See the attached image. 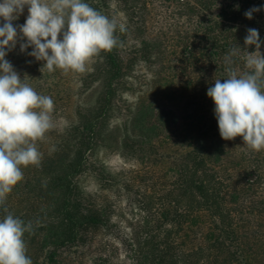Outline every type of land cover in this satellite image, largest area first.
Here are the masks:
<instances>
[{
  "label": "trees",
  "instance_id": "1",
  "mask_svg": "<svg viewBox=\"0 0 264 264\" xmlns=\"http://www.w3.org/2000/svg\"><path fill=\"white\" fill-rule=\"evenodd\" d=\"M84 2L126 25L116 32L123 47L101 52L83 74L49 73L19 41L5 57L53 99L54 123L63 124L37 142L40 166L22 168L0 219L7 207L32 222L24 236L32 264H112V197L135 190L140 217L120 242L131 264H264V150L222 139L207 96L227 77L224 56L235 44V66L246 70L248 28L264 41V0H158L185 19L173 32L167 18L157 27L152 0ZM252 7L261 11L248 19ZM27 15L25 6L13 24ZM106 146L138 168L111 172L96 156Z\"/></svg>",
  "mask_w": 264,
  "mask_h": 264
},
{
  "label": "clouds",
  "instance_id": "2",
  "mask_svg": "<svg viewBox=\"0 0 264 264\" xmlns=\"http://www.w3.org/2000/svg\"><path fill=\"white\" fill-rule=\"evenodd\" d=\"M27 6L25 23L14 25ZM238 7V6H237ZM261 8L252 7L244 15L253 18ZM0 206L13 188L24 179L22 168L40 166L38 141L55 127L54 101L38 94L5 59L18 41L20 51L37 61L49 73L59 69L83 74L101 52L123 47L116 36L126 25L96 10L84 0H2L0 2ZM62 37V38H61ZM257 29L248 28L244 45L255 46L242 57L244 68L236 67L240 50L236 44L224 56L227 77L215 79L207 96L215 104L214 114L222 139L242 137L244 145L264 150V54ZM223 80V82H221ZM0 219V264H32L26 254L25 233L33 232L25 222L3 208Z\"/></svg>",
  "mask_w": 264,
  "mask_h": 264
},
{
  "label": "rangeland",
  "instance_id": "3",
  "mask_svg": "<svg viewBox=\"0 0 264 264\" xmlns=\"http://www.w3.org/2000/svg\"><path fill=\"white\" fill-rule=\"evenodd\" d=\"M152 3L153 4L151 6L156 8L155 18H157V27L162 26L166 18L172 23L169 24V28L171 29L170 31L172 32L176 29H182L185 27L184 18L174 15L170 10L165 12L166 9H164V7L158 3V0H152ZM72 85H75V83ZM89 99L92 101L93 96L89 97ZM62 121V119L58 120L55 124H63ZM119 151L120 150L114 146H106L100 148L96 156L113 173H127L138 168L139 164L136 160L124 159ZM82 184L89 190H94L96 188L95 181L90 177L84 178ZM135 195V190L131 192L117 190L115 195L112 197L111 205L114 211L112 217L115 224L112 230L114 241L109 239V241H113V243L111 247H108L110 249L107 250V253L110 254V261L112 264H131L129 253L120 242L125 237H129L131 225L136 223L140 217L139 210L134 203ZM84 264L88 263L85 262Z\"/></svg>",
  "mask_w": 264,
  "mask_h": 264
}]
</instances>
